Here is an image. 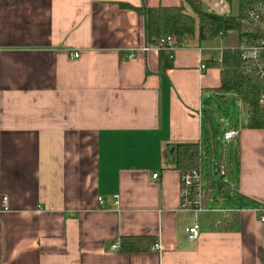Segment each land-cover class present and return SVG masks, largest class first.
Returning a JSON list of instances; mask_svg holds the SVG:
<instances>
[{
	"label": "crops",
	"instance_id": "1",
	"mask_svg": "<svg viewBox=\"0 0 264 264\" xmlns=\"http://www.w3.org/2000/svg\"><path fill=\"white\" fill-rule=\"evenodd\" d=\"M122 3L184 0H0V264H264V130L229 126L225 208L211 207L227 192L215 184L206 211L182 212L171 164L176 143L213 144L205 99L233 92L219 90V68L200 67L237 46L196 37L163 71L144 17ZM139 235L158 246L114 249Z\"/></svg>",
	"mask_w": 264,
	"mask_h": 264
},
{
	"label": "trees",
	"instance_id": "2",
	"mask_svg": "<svg viewBox=\"0 0 264 264\" xmlns=\"http://www.w3.org/2000/svg\"><path fill=\"white\" fill-rule=\"evenodd\" d=\"M237 15L217 14L206 10L199 0H184L181 6L134 7L122 3L124 9H131L145 19V38L147 46H159L168 37H175L180 44L197 37L200 43H210L224 39L231 31L238 33L239 42L244 37H250L252 24L246 11L249 7L264 0H237ZM160 65L163 71L174 67V51L161 48L159 51ZM206 67H217L221 70L220 91L235 93L238 101L247 112L245 128L264 130V76L255 73H245L241 68L239 48L222 49V61H205ZM233 144V142H231ZM171 164L180 171L199 170L203 174L205 199L215 190L214 177L220 189L223 190L221 178L217 173L205 175L204 142L176 143ZM221 167L230 173L221 158ZM232 164V159H231ZM219 174V172H218ZM230 178V177H229ZM235 216V212H230ZM226 223L225 226L233 224ZM157 244L154 237L145 235L123 236L119 248L127 253L145 252Z\"/></svg>",
	"mask_w": 264,
	"mask_h": 264
},
{
	"label": "built area",
	"instance_id": "3",
	"mask_svg": "<svg viewBox=\"0 0 264 264\" xmlns=\"http://www.w3.org/2000/svg\"><path fill=\"white\" fill-rule=\"evenodd\" d=\"M246 15L252 24V30L250 37H244L239 42L238 48L240 52L241 68L245 73H255L259 76H264V3H258L249 7L246 11ZM175 37H168L159 46H156L159 50L161 48L168 49L169 51H175L181 47ZM71 57L76 59L80 57L79 52H73ZM222 61V53L217 60ZM202 70L206 68V65L202 63ZM239 137V130L237 128H231L223 133L222 139L225 143L229 144ZM181 188H180V210L191 215H196L199 212L206 211L207 204L205 199V189L203 174L199 170L181 171ZM158 175L154 174L156 178ZM222 177L223 191H228L231 194L235 193V186L231 179L227 176L226 170L221 167L219 175ZM115 198H118L117 196ZM100 205H104V199L99 197ZM118 204V201L115 203ZM10 210V201L7 195L0 194V213ZM256 212L261 215V221L264 223V210L256 209ZM185 232L191 239H198L200 235L199 226L195 223L192 226L186 227ZM156 245L155 247H157ZM119 248V244L114 246Z\"/></svg>",
	"mask_w": 264,
	"mask_h": 264
},
{
	"label": "rangeland",
	"instance_id": "4",
	"mask_svg": "<svg viewBox=\"0 0 264 264\" xmlns=\"http://www.w3.org/2000/svg\"><path fill=\"white\" fill-rule=\"evenodd\" d=\"M222 1V3H221ZM203 6L206 10L217 13V14H227V15H237L238 13V1L237 0H203ZM238 33L231 31L227 34L226 38L221 39L222 45L238 46L239 41L237 37ZM223 46H221L222 48ZM221 48L219 49V54L221 55ZM205 107L210 108L209 112L210 122L214 131L215 137L213 138V144L208 146L204 151V166H205V175L214 174L220 171L221 169V158L224 156V164L227 170H231V159L237 160V142L233 144L225 143L222 139L223 133L229 126H241L244 122L247 121V112L242 106V104L235 98V95L232 93L224 98L222 97H212L205 99ZM204 107V108H205ZM208 133H211V128H206ZM220 178V177H218ZM221 177L219 181H222ZM214 181L217 184V180L214 177ZM217 187L219 188L218 184ZM217 188V189H218ZM215 197L217 202H215L211 207L212 208H225L229 206L228 202L230 201V196L228 191L225 193H219L218 190L215 192ZM211 201H214L212 199ZM221 214V213H220ZM217 214V215H220ZM202 215V214H199ZM201 219V218H200Z\"/></svg>",
	"mask_w": 264,
	"mask_h": 264
},
{
	"label": "water",
	"instance_id": "5",
	"mask_svg": "<svg viewBox=\"0 0 264 264\" xmlns=\"http://www.w3.org/2000/svg\"><path fill=\"white\" fill-rule=\"evenodd\" d=\"M171 153L173 154L174 153V150H172Z\"/></svg>",
	"mask_w": 264,
	"mask_h": 264
}]
</instances>
